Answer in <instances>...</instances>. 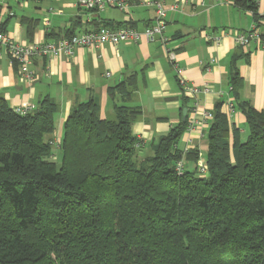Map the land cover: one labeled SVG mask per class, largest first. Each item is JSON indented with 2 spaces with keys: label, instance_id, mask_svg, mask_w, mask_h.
Segmentation results:
<instances>
[{
  "label": "trees",
  "instance_id": "16d2710c",
  "mask_svg": "<svg viewBox=\"0 0 264 264\" xmlns=\"http://www.w3.org/2000/svg\"><path fill=\"white\" fill-rule=\"evenodd\" d=\"M236 4L256 13L252 0ZM135 81L110 88V118L92 98L74 104L57 149L51 98L23 115L0 98V264H264V112L237 102L241 140L216 104L207 175L177 174L180 160H198L178 148L187 116L140 159L132 125L141 111L127 105Z\"/></svg>",
  "mask_w": 264,
  "mask_h": 264
},
{
  "label": "crops",
  "instance_id": "0c3cea01",
  "mask_svg": "<svg viewBox=\"0 0 264 264\" xmlns=\"http://www.w3.org/2000/svg\"><path fill=\"white\" fill-rule=\"evenodd\" d=\"M238 0H168L176 3L178 11H167L164 37L165 49L158 42L149 43L144 37L136 44L103 45L94 50L77 48L72 57L36 59L32 66L33 80L27 82L19 74L5 48L0 46V98L8 107L35 108L45 98L57 105L55 130L50 140L60 141L63 123L76 103L92 98L99 106L101 119L112 117L116 100L109 90L129 76H136L135 92L130 107L140 109L141 115L132 125V134L141 140L139 158L150 155V147L160 137L187 116L193 118L194 98L179 85L207 89L198 94V110L213 112L221 102V112L227 116L231 128L238 129L241 140L247 135L244 115L237 102H247L264 112V48L250 42L245 48L237 46L234 35L256 25L264 36V14L256 16L240 8ZM264 0H252L259 10ZM167 7V5H166ZM3 13L0 21L7 36L20 44L54 43L71 34L94 30L99 26L117 29L131 26L138 31L152 23L155 12L145 0H131L129 12L124 14L113 7L100 13L81 10L76 0H0ZM5 14V15H4ZM222 36L218 44L206 36ZM235 59V60H234ZM242 83L235 100L230 84L232 61ZM108 74V75H107ZM229 104L232 108H229ZM183 110H186L184 116ZM209 126L197 125L185 132L179 141L182 152L197 151L195 163L184 167L196 168L205 163ZM230 140L232 131H230ZM59 153L55 150V158Z\"/></svg>",
  "mask_w": 264,
  "mask_h": 264
},
{
  "label": "built area",
  "instance_id": "2783aa9c",
  "mask_svg": "<svg viewBox=\"0 0 264 264\" xmlns=\"http://www.w3.org/2000/svg\"><path fill=\"white\" fill-rule=\"evenodd\" d=\"M168 0H145V5L152 8L155 12L154 19L151 24L146 26L143 31H138L131 26H125L117 29H110L104 26H99L94 30H90L80 34H74L70 37L61 38L60 40L50 42H36L34 44H20L13 42L6 34L3 25L0 21V46H3L10 58V60L18 66V72L22 79L27 82L33 80L32 66L36 59L51 58L58 59L60 57L70 58L73 56L77 48H83L88 50H94L100 48L103 45L109 44L117 46L121 43L136 44L140 41L141 37H144L149 43L158 42L164 48L170 59H173L172 54L165 49L167 39L164 37L166 28V13L167 11H178L179 6L176 3L167 4ZM77 6L89 13H100L106 7H113L119 11L127 14L129 12V6L131 0H76ZM167 5V7H166ZM5 13L12 16L11 13L2 11L0 8V16ZM4 14V15H5ZM264 14V3L256 11L257 16ZM225 34L221 33L220 36H206V39L218 44ZM237 46L245 48L250 42H256L264 48V36L260 33L256 25L252 26L249 30L242 33H236L233 37ZM108 75V74H107ZM179 85L183 88L184 92L190 98H194V104L192 107L193 118L188 122L187 132H191L197 125L209 126L212 121V112L201 111L197 108L196 96L207 89H198L192 86H187L181 79ZM229 108L232 105L229 104ZM16 113L23 115L32 110L29 107L14 108ZM60 141H50V145L53 148H58ZM141 142V140H140ZM139 148L140 145L138 144ZM184 169L183 159L176 165L177 174H181ZM197 172L200 176L207 175V167L205 163L200 162L197 167Z\"/></svg>",
  "mask_w": 264,
  "mask_h": 264
},
{
  "label": "water",
  "instance_id": "95a60500",
  "mask_svg": "<svg viewBox=\"0 0 264 264\" xmlns=\"http://www.w3.org/2000/svg\"><path fill=\"white\" fill-rule=\"evenodd\" d=\"M183 114H184V116L186 115V110H183Z\"/></svg>",
  "mask_w": 264,
  "mask_h": 264
},
{
  "label": "rangeland",
  "instance_id": "374dc122",
  "mask_svg": "<svg viewBox=\"0 0 264 264\" xmlns=\"http://www.w3.org/2000/svg\"><path fill=\"white\" fill-rule=\"evenodd\" d=\"M58 157H59V155H58ZM53 160H54V158H52ZM59 161H57V163H58Z\"/></svg>",
  "mask_w": 264,
  "mask_h": 264
}]
</instances>
